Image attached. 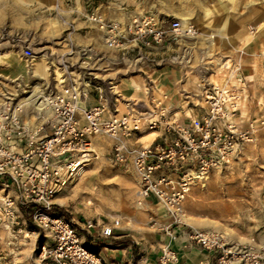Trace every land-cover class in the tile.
<instances>
[{"label":"rangeland","instance_id":"1","mask_svg":"<svg viewBox=\"0 0 264 264\" xmlns=\"http://www.w3.org/2000/svg\"><path fill=\"white\" fill-rule=\"evenodd\" d=\"M94 8L119 20L152 13L168 26L180 19L184 27L193 24L201 34L169 37L153 50L155 55L149 50H114L87 21V12ZM26 47L32 49V58L23 55ZM2 53L8 56L0 59V101L3 91H11L18 92L15 102L28 96L35 102L39 96L47 97L45 92L60 89L64 77L81 79L89 83L93 95L102 88L109 100L106 117L128 113L138 120L140 130L126 138L137 149L161 138L165 126L161 106L171 120L204 115L207 108L200 96L211 84L224 85L227 74L222 64L228 57L246 76L248 62L255 64L258 55L264 56V0H0ZM89 98L88 94L81 103L83 108ZM240 108L244 125L264 114V104L255 108L244 100ZM35 114L29 111L24 117L34 120ZM154 120L160 122L150 128L147 124ZM153 132L155 136L145 142L139 140ZM91 142L93 158L57 194L55 212L73 221L95 251L94 239L82 228L90 220L99 229L120 218L121 231L145 241L147 232H156L150 215L136 205L134 171L111 162L115 140L96 135ZM27 219L22 232L1 233L0 264H51L41 255L43 244L50 243L48 233ZM184 220L189 230H216L230 242L264 246V126L228 166L192 192Z\"/></svg>","mask_w":264,"mask_h":264},{"label":"built area","instance_id":"2","mask_svg":"<svg viewBox=\"0 0 264 264\" xmlns=\"http://www.w3.org/2000/svg\"><path fill=\"white\" fill-rule=\"evenodd\" d=\"M87 21L109 48L122 51L142 52L162 45L169 37L201 34L193 24L184 27L180 19H173L167 26L152 13L119 20L94 8L87 12ZM23 55L32 58V49L26 47ZM222 68L227 74L224 85L211 84L200 96L206 114L190 116L185 121L171 120L161 106V117H165L161 138L137 149L131 148L126 138L140 130L138 120L128 113L106 117L109 100L102 88L99 103L86 108L81 103L89 94V83L70 76L63 78L60 89L46 93L41 108L19 104L15 102L18 92L3 91L0 237L2 232H22L28 217L50 238V243L42 246L44 260L51 264H108L100 252L89 248L73 221L55 212L57 194L93 158L91 139L96 135L116 141L110 155L115 166L134 170L138 184L136 205L147 210L149 198L155 197L166 211L171 223L165 226L153 220V225L165 231H171L173 226L188 227L184 220L188 197L197 187L205 186L213 172L228 166L244 145L254 140L257 128L264 126V114L248 119L244 125L240 107L245 78L241 65L228 57ZM29 111L36 113L34 120L24 117ZM159 122L147 125L155 128ZM120 226L121 219L115 218L102 225L97 235L112 237ZM96 227L90 220L82 228L91 233ZM188 237L202 249L215 253L219 264H264V246L230 242L216 230L191 229ZM178 262V254L169 245L161 248L158 264Z\"/></svg>","mask_w":264,"mask_h":264},{"label":"crops","instance_id":"3","mask_svg":"<svg viewBox=\"0 0 264 264\" xmlns=\"http://www.w3.org/2000/svg\"><path fill=\"white\" fill-rule=\"evenodd\" d=\"M162 46L163 45H159L154 49H150L148 52L155 55L158 52H154L153 50H159ZM258 49L261 50V48ZM249 50H251V48H249ZM258 56L260 58L255 61V64H253L254 62H248L251 66L246 68V73L248 74L244 76V100L250 106H255V108L264 104V56ZM89 95L88 107L97 105L100 101L101 93L93 95L89 92ZM177 103H179V101H176L173 105H176ZM254 115L252 114L251 116ZM187 119L188 117L183 121ZM82 122H84L83 119ZM149 134H151L152 137L155 136V132ZM151 136L148 139H150ZM142 138L143 137L139 138L141 142H143ZM127 170L133 169L129 168ZM157 203L155 197H150L146 207L148 211L143 209L146 214L150 215V222H152L151 228H154L156 233L147 232L148 234L145 237V241L141 242L130 233L121 231V226L116 229L114 235L109 238L98 236L97 232L101 227L99 229L95 228L91 230V233H88L89 237L94 239L92 240V245H97L96 252H100L108 264H158L161 248L165 245H169L178 254V264H219L215 253L204 250L199 245L189 240L188 232L190 230L188 227L173 226L171 231L163 230L165 232L159 234L160 231L157 227L158 225H153V220H156L159 225L161 224L165 226L169 225L171 222L169 216L162 207V212L159 211L156 206ZM84 238H86L85 235Z\"/></svg>","mask_w":264,"mask_h":264},{"label":"bare ground","instance_id":"4","mask_svg":"<svg viewBox=\"0 0 264 264\" xmlns=\"http://www.w3.org/2000/svg\"><path fill=\"white\" fill-rule=\"evenodd\" d=\"M183 13H180V17H181V19H183V20H186L187 18L184 16V15H182ZM7 56H8V53H2V54H0V59H4V58H7ZM22 65H20V67H21ZM18 68V67H17ZM19 71H20V69H19ZM134 87L138 90V89H140L141 87H140V85L137 83V82H135L134 84ZM214 85H216V84H214ZM216 86H218V85H216ZM45 94H46V92H45ZM47 95V94H46ZM35 96V95H34ZM30 96H28V97H25V98H23V99H21L20 101H19V104H34L35 106H37V107H42L43 105H44V103H45V99H46V97H43V96H39V97H37V99H35V98H33V99H35L34 101L35 102H33V100H30V99H28ZM9 98V97H8ZM190 117V116H189ZM151 136V134H148V135H144L143 136V138H142V141L144 142L145 140H147L149 137ZM152 137V136H151ZM81 163H78L77 165L79 166ZM56 199V198H55Z\"/></svg>","mask_w":264,"mask_h":264}]
</instances>
